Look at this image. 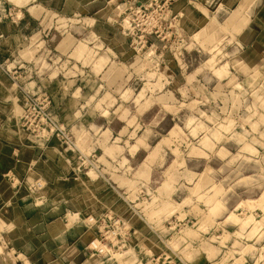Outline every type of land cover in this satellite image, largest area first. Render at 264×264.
I'll return each mask as SVG.
<instances>
[{
	"label": "rangeland",
	"instance_id": "1",
	"mask_svg": "<svg viewBox=\"0 0 264 264\" xmlns=\"http://www.w3.org/2000/svg\"><path fill=\"white\" fill-rule=\"evenodd\" d=\"M173 4L102 0L88 15L49 20L33 42L44 43L42 70L61 81V114L49 93H29L46 97L55 117L36 138L59 147L71 175L59 188L80 197L88 173L102 176L119 205L162 221L174 264H264V47ZM102 130L111 147L90 146ZM107 215L119 223L91 247L119 261L129 229L121 213ZM2 227L0 264H29L5 245Z\"/></svg>",
	"mask_w": 264,
	"mask_h": 264
},
{
	"label": "crops",
	"instance_id": "2",
	"mask_svg": "<svg viewBox=\"0 0 264 264\" xmlns=\"http://www.w3.org/2000/svg\"><path fill=\"white\" fill-rule=\"evenodd\" d=\"M101 1L0 0V226H4L1 237L29 264H143L159 255L166 257L163 264H174L173 259L180 257L169 247L162 221L143 220L136 205H128L125 200L121 199L119 205L114 193L100 180L102 176L96 179L88 173L80 197L79 192L68 193L65 187L59 188L71 178L61 165L59 147L37 140L21 126L27 93H49L53 113L61 114L57 108L62 97L61 81L42 70L38 53L44 43L33 42L34 38L44 35L49 20L75 18L82 11L88 15ZM173 2L176 7L185 6L184 12L194 14L198 20L225 25L229 33L239 35L246 45L264 47V0ZM4 9H13V20L3 19ZM103 123L105 128L110 127L109 122ZM105 131L94 140L90 138V146L96 142L97 146L101 143L110 148ZM40 179L52 186L46 193L31 189V183ZM18 181L21 187H16ZM64 193L69 197L63 198ZM13 211L21 212V219L14 220ZM118 212L129 229L127 250L119 261L115 256L109 257L110 253L102 255L92 249L99 225L87 219L93 217L96 221L107 213L117 216ZM200 258L206 259L205 252L203 257L198 254L197 261Z\"/></svg>",
	"mask_w": 264,
	"mask_h": 264
},
{
	"label": "built area",
	"instance_id": "3",
	"mask_svg": "<svg viewBox=\"0 0 264 264\" xmlns=\"http://www.w3.org/2000/svg\"><path fill=\"white\" fill-rule=\"evenodd\" d=\"M14 15L15 14L13 9L3 10V16L5 19L13 20ZM46 100L47 98L44 96L31 95L29 93L26 94L25 110L22 115L21 126L26 132L34 135L37 138H40V136H43V134L48 129H51V126L54 125L55 122L53 113L49 111L48 105L44 104ZM38 187L41 188V185H39ZM96 223L100 224L98 226V230L100 232L102 228L109 230L111 227L116 226L119 221H115L109 215H105L98 221H95V224ZM105 240L106 239H104L103 241ZM120 242L121 247H124L126 244L125 240H121ZM95 243L96 242L91 243V246H95ZM94 248L98 253H103L102 249L97 250L96 247Z\"/></svg>",
	"mask_w": 264,
	"mask_h": 264
}]
</instances>
